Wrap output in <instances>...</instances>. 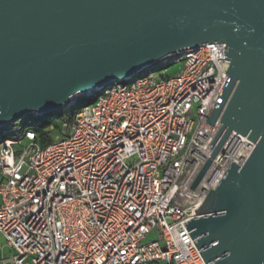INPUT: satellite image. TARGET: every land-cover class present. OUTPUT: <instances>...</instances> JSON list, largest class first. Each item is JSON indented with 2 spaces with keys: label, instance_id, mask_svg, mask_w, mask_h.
<instances>
[{
  "label": "built area",
  "instance_id": "built-area-1",
  "mask_svg": "<svg viewBox=\"0 0 264 264\" xmlns=\"http://www.w3.org/2000/svg\"><path fill=\"white\" fill-rule=\"evenodd\" d=\"M223 47L164 58V70L180 64L172 76L154 64L74 95L43 132L1 127L0 234L13 255L0 264H205L184 223L254 148L232 131L190 189L221 126L205 121L228 78Z\"/></svg>",
  "mask_w": 264,
  "mask_h": 264
},
{
  "label": "water",
  "instance_id": "water-1",
  "mask_svg": "<svg viewBox=\"0 0 264 264\" xmlns=\"http://www.w3.org/2000/svg\"><path fill=\"white\" fill-rule=\"evenodd\" d=\"M213 43L228 78L205 122L221 126L190 189L232 131L254 148L184 226L205 264H264V0H0V128Z\"/></svg>",
  "mask_w": 264,
  "mask_h": 264
},
{
  "label": "rangeland",
  "instance_id": "rangeland-1",
  "mask_svg": "<svg viewBox=\"0 0 264 264\" xmlns=\"http://www.w3.org/2000/svg\"><path fill=\"white\" fill-rule=\"evenodd\" d=\"M166 66H167V60L163 59V60H161V61L156 63V66L154 67V69H156V70H159V69L164 70L166 68ZM179 67H180V64H176V65H173L172 67H169L168 69L164 70L163 72L166 73L169 76H172V75H174L175 73L178 72ZM149 71H150V69H144V70H141L139 74L141 76H144ZM156 74H158V73H156ZM54 121H57V119H54ZM13 124L18 125L19 129H21V128H23L25 126V120L21 119V120H19L17 122H14ZM49 129L50 128H48V130ZM54 129L56 130V128H54ZM55 130H49L52 136L55 134ZM20 136H21V132H18L16 134L10 135L8 137L9 138H19ZM153 239H156V232H153L149 237H147L143 243H146V242H148L150 240H153ZM12 255H13L12 249L9 248L6 245L3 235L0 234V257H1V259H9V258L12 257ZM6 264H11V262L8 261V262H6Z\"/></svg>",
  "mask_w": 264,
  "mask_h": 264
},
{
  "label": "trees",
  "instance_id": "trees-1",
  "mask_svg": "<svg viewBox=\"0 0 264 264\" xmlns=\"http://www.w3.org/2000/svg\"><path fill=\"white\" fill-rule=\"evenodd\" d=\"M62 116H63V113L60 110V111L54 112L51 115H43L39 118L28 119V117H23L22 119L25 120V126L34 127L37 130L39 129L40 132H43V129L46 128L47 126L51 125V124L57 126V123H56L57 121H54V119L58 120ZM14 125H16V124L11 123L8 125V128H11ZM46 136H48V139H49V135L47 133H46ZM48 141H50V140H48Z\"/></svg>",
  "mask_w": 264,
  "mask_h": 264
}]
</instances>
